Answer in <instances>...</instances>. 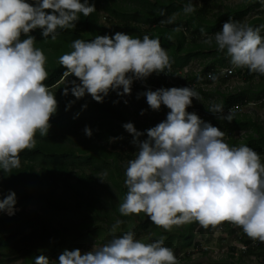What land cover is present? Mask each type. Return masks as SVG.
Returning <instances> with one entry per match:
<instances>
[{
    "label": "clouds",
    "instance_id": "clouds-1",
    "mask_svg": "<svg viewBox=\"0 0 264 264\" xmlns=\"http://www.w3.org/2000/svg\"><path fill=\"white\" fill-rule=\"evenodd\" d=\"M260 3L264 5V0ZM96 10L90 0H0V172L9 176L21 166L20 154L35 146L37 131L49 134L59 103L52 89L59 83L62 95L75 97L67 101L66 111L85 96L103 103L112 91L117 93L112 103L123 99L127 104V96L141 85L143 89L136 93L141 105L154 111L163 106L169 110L166 118L146 129H138L133 121L122 124L132 134L135 155L125 163L126 192L119 212L123 216L144 213L165 230L192 221L205 228L227 221L241 227L251 239L264 241V158L248 143H228L220 126L188 110L193 98L202 101L193 85L147 83V78L167 74L166 69L172 67L174 58L159 36L114 31L91 39L77 37L71 41V50L58 57L64 69L61 81L46 83L47 56L36 45L34 30L55 40L60 31L75 29L81 14L88 17ZM195 11L193 0H186L183 12ZM201 32L205 33L203 43H214L230 59L214 69L230 67L228 72L234 70L231 77L238 76L237 68L264 75V24L230 17L220 30L207 34L202 28ZM170 75L166 77L172 81L175 74ZM87 107L85 101L81 108ZM207 109L218 119H234L233 110L225 112L222 102H212ZM147 111L140 109L141 115ZM82 131L93 147V127L85 124ZM119 139L123 134L109 137L110 141ZM104 175L106 170L97 176L103 180ZM17 202L14 189L0 190V213L15 217L21 209ZM123 223L117 218L111 226L113 235L100 245L94 243L87 250L64 247L55 258L39 251L34 264H178L174 248L165 243L166 235L145 240L134 230L117 234Z\"/></svg>",
    "mask_w": 264,
    "mask_h": 264
},
{
    "label": "trees",
    "instance_id": "trees-1",
    "mask_svg": "<svg viewBox=\"0 0 264 264\" xmlns=\"http://www.w3.org/2000/svg\"><path fill=\"white\" fill-rule=\"evenodd\" d=\"M224 1L201 0V5L194 13L186 14L183 12L186 0H90L95 3L97 10L88 17L81 14V20L78 21L76 28L60 31L55 40L45 39L40 35L39 29L34 30L37 37L36 45L41 47L47 56L46 68L49 77L46 83L54 85L61 79L64 69L59 64L58 57L63 52L71 50L73 39L77 37L91 39L97 34L111 33L103 23L99 22L100 13L105 11L112 24L114 23L113 19L117 21V25H115L117 31L130 32L132 35L139 36L145 32L157 35L161 38V43L168 50L169 55L174 58L171 69H166V71H173L172 73L175 74L174 78L172 76V81L167 80L164 73H160V76L147 78V83L162 86L193 85L201 93L203 105L201 104L199 109L204 112L202 115L199 114L201 117L220 126L225 131L228 143H248L261 155H264L263 128L253 122L249 115L239 112L240 108L251 103L253 99H262L264 75L249 72L247 68L236 69L237 75H241L246 81H253L259 77L260 82L257 90L251 94L238 92L223 95L221 102L224 104L225 112L231 108L234 113V119L231 122L218 119L207 109L214 99L203 87L214 82L227 84L232 77L224 80L222 77L215 80L203 78L208 71L216 66L225 65L230 59L223 52L217 51L214 43L212 45L203 43L205 33H202L201 29H205L207 34H212L220 30L223 23L230 17L235 20H245L246 15L255 10L261 13L260 8L264 7L260 0H244L236 5H224V9H222ZM132 2H138L139 7L132 6ZM129 12L134 13L127 14ZM169 18H171L170 21ZM247 22L253 25L264 24V13L262 17L258 16ZM177 25L181 26L180 30L173 31ZM169 35L172 36V39H169ZM202 55L207 58L212 56L213 60L204 62L203 70L199 75L177 73V69H183L192 59ZM73 78L75 77L69 76V79ZM61 86L63 85L59 83L56 90L52 89L53 92H56L59 103L57 113L51 117L49 134L41 135L37 131L35 146L23 150L20 154L21 166L13 169V173L9 176H4L0 172V190L14 189L18 194L16 207L21 208L15 217H8L4 213H0V256L6 258L18 250L23 251L22 254L26 255L25 264H34V256L38 254L33 253L34 248H41L40 252L47 253L53 258L57 257L64 247H80L82 249L83 243L92 235L102 236L103 231L100 226H93L91 222L98 220L101 215L103 219L109 220L108 211L102 212L98 206L104 200L114 198L113 188L116 189L120 200L111 206H113V211L124 220L121 225L124 231L134 230L136 232L138 229H147L152 226L156 234L155 237L163 234L160 232L159 226L149 219L143 221L146 214H137V219H134L132 216H123L119 212L118 206L126 192L124 165L129 158L135 155V146L130 143L132 134L123 133L125 130L122 127L123 122L130 121V114L125 110L123 99L117 104L112 103V100L117 98L115 91L110 92L109 97L103 103L94 99L87 100L85 96L78 99L66 111L67 101L75 99V97L71 93L67 96L62 95ZM142 89V86L139 85L137 92ZM137 92L131 94L130 99L140 102L141 97L136 98ZM85 101H87L88 107L82 109L81 105ZM198 102L199 100L193 98V105L189 106L188 110L192 111L191 108ZM208 112L211 114L209 115ZM89 122L94 129V134L90 137L93 140V147L89 146V137L82 136V131L78 130L79 127L83 129L84 125ZM154 124L148 123L141 127L135 124V126L138 129H146ZM248 128H250V132L243 140L237 138L236 132L239 129ZM120 134L124 135L123 139L115 140L116 143L112 150H107V146L111 142L109 137ZM68 135H72V138ZM78 135H80L78 140L74 141L73 137ZM143 138L140 137V139ZM72 141L77 145L76 148L71 146ZM98 141H101L100 145H98ZM38 166H40V171H37ZM87 169L89 173L86 172ZM105 170L107 171L106 179L110 182L107 186L101 185L100 177L97 176ZM62 185L64 195H58L57 189H61ZM30 206L34 208L30 209ZM80 218H83L84 221L75 224L76 220ZM61 220L66 222V228L70 231L69 235L59 236V240H56L54 247L50 249L48 248L49 240L54 237V233H57L55 229L50 231L51 224L59 223ZM198 224V221L184 223L177 236L169 237L165 233L166 240L179 239L182 249H188L195 245L200 247V244H194V230ZM233 226L225 221L218 224V229L231 234L236 233L238 240L250 246L246 251H243L246 254H264V243H259L256 247L251 246L252 239L246 238L247 235L241 227L234 228ZM29 229L31 230L30 234H26ZM238 230H241L240 235L237 233ZM85 231L87 233L83 234ZM25 241H39L40 243L34 242L35 245L30 246L23 244ZM231 250L238 249L233 246ZM186 257H190V254H187ZM0 264H2L1 259Z\"/></svg>",
    "mask_w": 264,
    "mask_h": 264
},
{
    "label": "rangeland",
    "instance_id": "rangeland-1",
    "mask_svg": "<svg viewBox=\"0 0 264 264\" xmlns=\"http://www.w3.org/2000/svg\"><path fill=\"white\" fill-rule=\"evenodd\" d=\"M244 0H225L223 3L222 9H224V5H236ZM193 2L196 4V10L198 7L201 5V0H193ZM138 2H132V6L134 7H139ZM260 10H262L261 13H258L257 10L252 11L250 14L245 16V20L250 21L255 17H262V14L264 13V7H261ZM134 13V12H129L127 14ZM108 13L105 11L101 12V21L100 23L104 24L107 28L108 31L114 32L117 31L115 30V25H117V21L113 19V24L110 22L108 16ZM257 14V15H256ZM114 27V30H113ZM207 52V51H205ZM209 52V51H208ZM206 60L205 57L202 58H196L193 60V63H189V66H197L198 63ZM207 60L210 62L213 60L212 56H208ZM227 63H230V60L227 61ZM202 67V65L200 66ZM186 70H189V67L186 68ZM197 74V71H195ZM259 77H257L253 81H246L245 78L242 76H234L232 79L225 85L224 83H213L212 85H206V87H203L204 90L208 91L212 98L214 99V102H221L223 95L224 94H235L238 92H244L246 94H251L252 92H255L257 90V87L259 86ZM262 99H253L251 103H248L247 105L243 106L242 108L239 109V112L242 114H247L251 117L253 122L258 123L264 130V95ZM130 96H127L128 103L125 104V110L130 114L129 120L133 121L137 126L141 127L143 125H147L148 123H157L160 120L166 118V113L169 109H167L166 106L164 108H161L159 111H154L152 110L148 105H141L138 100L131 101L129 99ZM146 101V98H145ZM203 101H199L197 105L193 106L191 110H195L198 114L202 115L204 112L201 111L199 108ZM117 104V103H115ZM209 104V103H206ZM203 105V104H202ZM141 108H147L148 111L141 115L140 109ZM235 112V111H234ZM209 115L211 114L208 112ZM116 121V120H115ZM91 125V122L88 123ZM79 131H82V129L79 127ZM127 132L126 130H123V133ZM250 132V128L248 129H239L236 134L237 138L243 140L246 135ZM72 138V135H68ZM80 135L73 137L74 141L78 140ZM82 136H85V134L82 131ZM124 136V135H123ZM225 139L227 140L226 136ZM72 141L71 146L73 148H76L77 145L74 144ZM98 145H100V142H97ZM116 143V141H111V143L107 146V150H112L113 145ZM91 146H93V141H91ZM133 146H135L133 144ZM262 158H264V155H262ZM125 166V165H124ZM37 171H40V166L37 167ZM102 175V174H100ZM103 180L100 178V184L107 186L110 184V182L106 179V176H102ZM57 194L58 195H64L63 193V185L61 189H57ZM113 194L114 198L112 200H104L100 205L98 206L99 210L103 211H108L109 213V220H103V216L101 217L100 220H95L93 223L95 225H100L101 229L103 231L102 236L95 235L94 237H90L87 241L83 243L82 250H87L91 248V246L96 243V245H100L104 242H106L108 239L111 238L113 235V232L111 231V226L115 222L117 218H121L118 214H116L113 211V204H117L120 200L118 197V193L115 188H113ZM34 208L33 206L29 207ZM85 212V211H83ZM86 213V212H85ZM9 216V215H7ZM134 217V219H137V214H132L130 215ZM148 219L147 215H145L143 221ZM84 219L80 218L77 219L76 222L77 224L83 222ZM182 225V224H181ZM181 225H173L170 230H165L161 226H159L160 232L163 234L167 233L169 237H175L177 236V233L181 227ZM76 226V225H75ZM67 224L64 220H61L59 223L53 222L51 224L50 231L52 232L53 229L57 230V233H54V237L49 240L48 243V248L52 249L57 242L56 240H59L58 237L63 235V237L66 235H69V232L67 229ZM236 228V225L233 226ZM72 232L74 230H71ZM124 230L121 228V225L117 228V234L122 233ZM241 231V230H238ZM31 230L29 229L26 234H30ZM195 233V240L194 244L198 243L200 244V247H197L195 245L194 247H190L188 249H182L181 248V243L179 239L173 238L170 239L171 241H165V243L171 247L174 248L175 254L178 257V264H263L264 263V254H246L243 252L241 249L239 250V247L242 248L243 242L237 239L236 233L231 234L228 232H223L218 229V225L213 227V226H208L205 228L204 226L198 224L194 230ZM238 233V232H237ZM83 234H86L83 233ZM137 237L138 238H143L145 240H150L155 238V232L153 230V227L151 226L150 228L147 229H138L136 231ZM8 235V234H5ZM244 235V234H243ZM159 236V235H158ZM247 239L250 237L246 236ZM68 239V238H67ZM40 243L39 241H25L23 244H29L30 246L35 245ZM22 244V243H21ZM236 247L238 250L232 251V247ZM35 249H37L35 251ZM41 248H34L33 253H39ZM23 251H17L16 253H13V255L8 256L6 258L1 257L2 264H25V258L26 255L22 254ZM187 254H190V257H186ZM31 255V253H30ZM58 255V254H57ZM55 258V257H53Z\"/></svg>",
    "mask_w": 264,
    "mask_h": 264
},
{
    "label": "built area",
    "instance_id": "built-area-1",
    "mask_svg": "<svg viewBox=\"0 0 264 264\" xmlns=\"http://www.w3.org/2000/svg\"><path fill=\"white\" fill-rule=\"evenodd\" d=\"M228 68H230V67H227V68H222V69H212L211 71H209V73H208V75H207V79H211V77H210V75L209 74H215L218 78H220V77H222V78H224V79H227V78H230L232 75H233V73H234V70L233 71H231V72H228L227 71V69ZM223 70V71H222ZM217 78V79H218ZM240 232L241 231H238V233H239V235H240ZM259 243H264V241H260V240H253L252 239V241H251V243L250 244H252L251 246H257ZM243 247L242 248H240L239 247V249H243L242 251H246V249H247V247L249 246H247L245 243H243V245H242ZM250 247V246H249Z\"/></svg>",
    "mask_w": 264,
    "mask_h": 264
},
{
    "label": "crops",
    "instance_id": "crops-1",
    "mask_svg": "<svg viewBox=\"0 0 264 264\" xmlns=\"http://www.w3.org/2000/svg\"><path fill=\"white\" fill-rule=\"evenodd\" d=\"M202 57H204V55H202V56H199V57H197V58H202ZM206 58V60H207V57H205ZM196 59V58H195ZM193 60L194 59H192L191 61V63H193ZM206 60H204V61H202V62H199L198 63V67L197 66H188L189 67V70H186V67H184L183 69H177V73L178 74H182V75H185V74H187V73H191V74H196L195 73V71H197V73L198 72H200V71H202L203 70V67H204V62H206ZM209 60H207V62H208ZM202 65V67H200ZM217 67V66H216ZM219 67V66H218ZM176 71V70H175ZM168 73L167 74H165V76H167V77H171V75H170V73H172L173 71H167ZM102 217V216H101ZM101 217L98 219V220H100L101 219ZM103 219V218H102ZM97 220V221H98ZM104 220V219H103ZM88 221V220H87ZM90 222H91V220H90ZM92 224H93V226H100V225H95L94 223H93V221L91 222ZM75 224H77V222H75ZM100 228H101V226H100ZM67 230H68V228H66ZM69 231V230H68ZM86 233H87V231H85ZM95 235H97V234H95ZM95 235H92L91 236V238L92 237H94ZM100 235L98 234V237H99ZM67 239V238H66Z\"/></svg>",
    "mask_w": 264,
    "mask_h": 264
}]
</instances>
